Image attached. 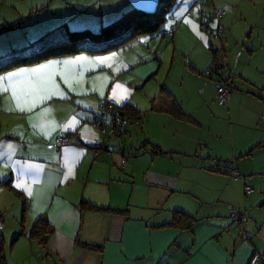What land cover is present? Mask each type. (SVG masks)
Returning a JSON list of instances; mask_svg holds the SVG:
<instances>
[{
  "label": "crops",
  "instance_id": "crops-1",
  "mask_svg": "<svg viewBox=\"0 0 264 264\" xmlns=\"http://www.w3.org/2000/svg\"><path fill=\"white\" fill-rule=\"evenodd\" d=\"M161 1L0 0V33L22 32L15 26L23 19L50 10L52 21L40 20L24 35L23 42L31 45L8 43L7 52L23 55L44 47L40 36L49 24L98 30L130 8L153 11ZM195 2L180 12L172 35L173 42L190 38L204 49L198 55L184 50L187 65L179 75L190 77L193 99L185 94L175 98L167 91L166 97L152 95L155 99L148 104L132 101L134 91L145 83L142 69L135 71L138 84L117 86L127 92L119 95L120 90H114L116 75L141 63L138 55L121 65L122 53L128 54L131 44L99 55L51 57L0 74V233L7 262L13 258L47 264L56 255L63 264H246L253 252L263 262L264 0H213L224 10L218 25L224 28L222 41L235 77L229 79L225 101L217 98L216 77H205L214 73L210 45L217 39L196 18ZM152 69L150 75L162 69V63ZM172 73L176 70L171 66L166 79ZM108 99L142 113L140 120H127L112 138L92 125L110 121L101 108ZM177 105L188 114L187 121L167 111ZM57 135H69L70 143L56 146ZM147 141L169 153H156L149 144L135 155ZM104 143L108 149L101 147ZM210 157L221 161L219 170L210 169ZM233 169L244 179H235ZM245 184L253 188L251 193H245ZM82 198L112 210L80 207ZM233 207L244 212L249 240L241 239L240 228L230 220ZM173 210L197 221L190 229L160 227L171 220ZM39 215L53 228L45 244L28 236ZM20 228L25 233L11 243ZM79 239L102 248L90 250ZM33 254L38 260H32Z\"/></svg>",
  "mask_w": 264,
  "mask_h": 264
},
{
  "label": "trees",
  "instance_id": "trees-1",
  "mask_svg": "<svg viewBox=\"0 0 264 264\" xmlns=\"http://www.w3.org/2000/svg\"><path fill=\"white\" fill-rule=\"evenodd\" d=\"M174 2L175 0H163L159 3V6L155 8V10L153 11H145L137 8H130L127 11L123 12L119 17L115 18L111 22L100 27L98 30H91L88 28L69 29L65 24H63V26L62 27L60 26V28L58 29V34H57L59 36L62 35L61 39H57L58 41L56 42L54 41L53 43L48 44L42 48H38L35 51L34 50H31L29 52L26 51L25 54L23 55L12 53V55H9L7 58L0 61V74L11 68L33 64L39 61L49 59L51 57L73 55L75 53H80V52H85L92 55H99L102 53H106L107 51L116 49L117 47L126 46L127 44L129 45L131 44L132 41L136 40V38L142 35L150 34L156 32L157 30L159 31L162 23L164 22L166 16L168 15V12L173 7ZM217 11L220 12L219 16L216 15ZM223 14H224V10L222 8H217V7L215 9L214 15L211 14L208 9H203L201 13V17L203 19L201 21V25L205 26V30H210L208 33L212 37H215V39H217V43L216 42L214 43L217 46V49L213 51V54H215L212 64L214 73L211 74V72L210 73L208 72L205 74V77H210L212 75L216 77L217 79L216 88L218 82H222L228 86L232 84V82L229 79L235 78L233 76L234 71L233 69H231L229 62L227 60L228 58L226 56V52L228 51V48L226 47L224 41H222L224 35V28L223 26L220 27L218 25V23L220 22L219 20L223 16ZM178 24H174L173 28H171L173 33H174V28H176ZM47 34L48 33H46L45 35L47 36ZM13 39L11 38V40ZM8 42L15 47L16 45H19L15 41H8ZM212 45L213 44L210 45V48L212 47ZM22 47L25 48L24 46ZM219 67L222 68V72H220ZM223 75L224 78H222ZM157 104L158 102L154 103V105ZM177 106L178 107L175 110L172 111V107H171L167 111L172 113L175 116V118L187 121L189 118L188 114H186L183 111L180 105ZM117 113L121 114L126 119V121L127 120L132 121L133 119L140 120L142 118V113H140V111L137 108L130 106L127 103L118 107ZM262 123L264 126V114L262 116ZM149 144L156 153H162V154L169 153L166 150L164 151L161 150L157 145L150 143V141L149 142L147 141L142 145L138 146V149L136 150V152H134V154L135 155L140 154L142 150L145 149V147ZM101 147L104 149H108V144L106 143H104L103 145L101 144ZM247 153L249 154L250 151H248ZM208 160H209V164L215 167V168L213 166L210 167L211 170H219L218 164L221 162L219 159L217 160L214 157H210L208 158ZM234 172H238V171L233 169L232 171L233 177H234L233 175ZM238 175H239L238 178L235 177L234 178L244 179L239 172ZM78 206L94 211L107 212L112 210L110 207L97 206L91 203V201L84 198L81 199V201L78 203ZM231 209L237 210L238 222L236 224L240 228L239 231L241 232V239L243 235H246L248 239H242V240L243 241L249 240L250 236L244 230V226H243L244 221H246L244 212L239 208L233 207ZM23 213H24V209H22L21 217ZM230 220L231 221L233 220L231 216H230ZM196 221L197 219L188 213H185L180 210H173L171 220L159 226L160 227L179 226V228L181 229H190ZM0 223L2 225V227L0 228L1 231L4 226L3 220L1 218H0ZM52 230H53L52 226L44 217V215H39L33 221L31 229L28 231V236L31 239L32 238L38 239L40 243L45 244L46 237ZM24 233L25 232H23V229L20 228L19 231L15 233V235L11 239L12 240L11 243H13L21 234ZM77 242L83 247H86L90 250H100L102 248V245L100 244H93L90 242L81 241L80 239ZM4 243H5V239L0 233V264H7L6 254L3 250ZM256 254H258L259 256L258 260L255 263H251L252 257ZM261 259L262 257L259 253L253 252V254L250 256L246 264H259Z\"/></svg>",
  "mask_w": 264,
  "mask_h": 264
},
{
  "label": "rangeland",
  "instance_id": "rangeland-1",
  "mask_svg": "<svg viewBox=\"0 0 264 264\" xmlns=\"http://www.w3.org/2000/svg\"><path fill=\"white\" fill-rule=\"evenodd\" d=\"M181 2L179 3L178 0H175L173 7L171 8V10L168 12V15L166 16L164 22L162 23L160 30L150 33V34H145L142 35L138 38H136V40L134 42L131 43V46L127 49L129 50V52H127L128 54H123L122 56L124 58V61L121 63V65H124L127 61H135L137 56L140 55V58L138 61H141V63L139 64H135V66L130 70V71H125V74H121L116 75V79L118 78V81L116 82L115 86H114V90L116 91V89L120 90L119 88L125 87V82L126 81H132L138 84L137 78H138V74H136L137 72L135 71H139L140 69H142L143 72V77L142 80H145V83L138 89H136V91H134L135 88H132L133 86H129L130 90L134 91V95H133V99L132 101H137V103H139L140 105L142 104H148L151 102V99L153 96L159 94H162L164 97H166L167 95V91H169L172 95V97H176L175 94L178 95L179 98H181V96H183L184 94L189 97L190 99H193V93L188 90V87L190 86L191 79L189 76H185L183 79H181L180 77V71L181 69L183 70L185 65V55L184 54V50L185 48L188 49V54L189 55H198L199 52H203L204 49L203 47L200 45L199 42L194 40L193 42L191 41L190 38H188L185 43L184 42H180L178 40H176L175 42L172 41V35H173V31L171 30V28H173L174 24H178V22L180 21V12L182 10L187 9V7L189 5L192 4L193 0H180ZM215 3V0H214ZM213 0H196L195 2V7H194V11H197L195 13L196 18L198 19L199 22H201L203 19L201 17V13L203 11V9L205 7L201 8V4L207 6V8L209 9V12L211 14L214 15L216 6H214ZM179 6V7H178ZM49 12H51L50 10L47 11V13H43L41 16L39 17H27L25 19L22 20V22L15 26L16 28H21L22 32L19 31H12V32H7L4 31L2 33H0V61L7 58L9 55H12L11 52H7V47H8V41H15L16 43H18L19 45H31V44H25L24 39H25V34L29 33L30 30H34L37 27L38 22L41 20L42 23H48L50 21H52L51 19V15L49 14ZM46 21H44V19H46ZM49 28L48 30H53L51 32H49L46 35H42L40 36L41 39L45 40V43H41L40 45H48L53 43L54 41H58L57 37H59L58 34V29L60 28V26L62 27L63 24L58 25L57 23L54 24H49ZM204 26V25H202ZM183 27H181L182 29ZM205 29V26H204ZM48 30H46L45 34L48 32ZM175 30V28H174ZM57 31V32H56ZM172 32V34H169V32ZM207 32V30H206ZM9 35L8 39L4 38V35ZM178 35H180V33H177ZM181 36V35H180ZM22 37V40L19 39ZM62 37V35H61ZM11 38L13 40H11ZM193 43V44H192ZM184 44V45H183ZM34 47V45H33ZM32 50V49H31ZM125 50V49H123ZM131 50L133 52H131ZM206 50L209 51L208 47L206 48ZM212 50V47H211ZM175 51V52H174ZM214 51V50H212ZM120 55H116L115 59H119ZM57 58V57H55ZM48 60V59H47ZM155 61V62H154ZM162 63V69H160L158 72L151 74V71H154L155 69H152V66H158V63ZM173 67L174 70H176V73H172V75L168 74V78L166 79L167 73L170 69V67ZM146 73V75H144ZM135 77H134V76ZM137 76V77H136ZM166 80V83H164V81ZM207 80H210L209 78H207ZM211 81V80H210ZM117 86L119 88H117ZM172 87V88H171ZM119 95H123L125 93H127L125 90L122 91H116ZM130 95V94H129ZM153 95V96H152ZM127 97V96H126ZM123 98V97H121ZM127 99H129V97H127ZM155 98L152 99V101ZM109 100V99H108ZM219 100V99H218ZM113 101V100H112ZM114 102V101H113ZM117 105V103H115ZM119 106V105H117ZM150 107V106H148ZM151 109V108H150ZM101 110V109H100ZM102 111V110H101ZM145 113V112H144ZM130 127H133V124H130ZM129 127V128H130ZM139 127V126H138ZM138 127H136L135 129H137ZM134 128L132 129L133 131L135 130ZM98 133V128L97 131ZM8 244L7 243V248H8ZM8 252L6 251V257H7ZM33 256L36 259H32L34 260H38L37 259V254H33ZM42 258H47L44 257V253L42 254ZM50 262L52 264H63L62 260H58V258L56 257V255H53V257L49 258ZM41 261V260H40ZM49 261L47 262V264H51ZM39 264L38 262H29L26 260L23 261H16L13 258H10L7 262V264ZM264 262H261L259 264H263ZM42 264V263H40Z\"/></svg>",
  "mask_w": 264,
  "mask_h": 264
},
{
  "label": "built area",
  "instance_id": "built-area-1",
  "mask_svg": "<svg viewBox=\"0 0 264 264\" xmlns=\"http://www.w3.org/2000/svg\"><path fill=\"white\" fill-rule=\"evenodd\" d=\"M216 15L219 16L220 12L217 11ZM169 34H172V32L170 31ZM219 69H220V72H222V68L219 67ZM216 89H217V96L221 101L226 100L229 97L230 89L228 88V86L226 84H224L222 82H218ZM118 107L119 106L115 105L111 100H104L101 103V108L103 110V114H105V115L107 114V115L111 116L110 121H106V120L101 119L100 121L97 120V121H94L92 123V125L94 127L98 126L102 135L107 136L108 138H112L116 134V132H118L123 127V125L126 123V119L121 114L117 113ZM70 141H71V139L67 135L66 136L57 135L55 137V140H54L56 146L65 145L67 143H70ZM212 161H214V160H212ZM121 163H122V165H125L124 160H122ZM233 175L235 178L239 177L238 172H234ZM244 191L246 193H251L253 191V189L251 186L245 185ZM230 215L233 218V221L235 223H237L238 222L237 210L236 209H230ZM1 227H2V225L0 223V228ZM243 239H248V237L246 235H243ZM258 258H259L258 254L254 255L252 257L251 263H255L258 260Z\"/></svg>",
  "mask_w": 264,
  "mask_h": 264
},
{
  "label": "water",
  "instance_id": "water-1",
  "mask_svg": "<svg viewBox=\"0 0 264 264\" xmlns=\"http://www.w3.org/2000/svg\"><path fill=\"white\" fill-rule=\"evenodd\" d=\"M217 49V46L215 44L212 45V50H216Z\"/></svg>",
  "mask_w": 264,
  "mask_h": 264
}]
</instances>
